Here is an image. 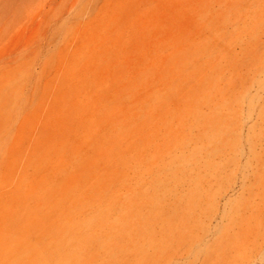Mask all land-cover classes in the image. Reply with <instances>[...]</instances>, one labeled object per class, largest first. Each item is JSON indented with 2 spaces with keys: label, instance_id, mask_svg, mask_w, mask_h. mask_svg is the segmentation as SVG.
I'll use <instances>...</instances> for the list:
<instances>
[{
  "label": "rangeland",
  "instance_id": "rangeland-1",
  "mask_svg": "<svg viewBox=\"0 0 264 264\" xmlns=\"http://www.w3.org/2000/svg\"><path fill=\"white\" fill-rule=\"evenodd\" d=\"M0 264H264V0H0Z\"/></svg>",
  "mask_w": 264,
  "mask_h": 264
},
{
  "label": "bare ground",
  "instance_id": "bare-ground-1",
  "mask_svg": "<svg viewBox=\"0 0 264 264\" xmlns=\"http://www.w3.org/2000/svg\"><path fill=\"white\" fill-rule=\"evenodd\" d=\"M262 112V111H261ZM218 118H219V115H217ZM218 119H216V122H214V124H216L214 126V131H213V137H214V144H213V147L211 149V151L216 154V155H224L226 157V160H225V163H224V167H227L230 163H233L234 162V158L237 156L238 152H239V148L236 147V149L233 151V155L230 154V148L231 146L238 141L239 139V136L238 135H226L225 136V139L223 140L221 138V135H220V131H221V128L220 126L218 125ZM254 137H255V134L252 133L249 137H248V140L249 141H252L254 140ZM223 141L225 142V144H223V146H221L220 144L223 143ZM200 151H199V155H200ZM195 155H198V153L196 154H193V156L191 157L192 160L195 159ZM198 189L195 193V202L196 204H198V214L200 216H204L205 215V211H206V202H207V199H206V196L204 194V191L202 189V182H201V176H199L198 178ZM209 205V204H208ZM209 207V206H208Z\"/></svg>",
  "mask_w": 264,
  "mask_h": 264
}]
</instances>
